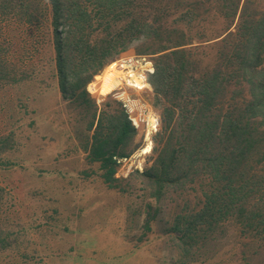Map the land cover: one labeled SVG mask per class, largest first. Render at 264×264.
I'll list each match as a JSON object with an SVG mask.
<instances>
[{"label": "rangeland", "instance_id": "obj_1", "mask_svg": "<svg viewBox=\"0 0 264 264\" xmlns=\"http://www.w3.org/2000/svg\"><path fill=\"white\" fill-rule=\"evenodd\" d=\"M262 11L264 0H240L231 31L242 12L251 19ZM30 14L33 22L27 20ZM52 18L47 0L0 2V264H264V228L249 226V220L235 212L199 243L197 251L184 255L177 250L167 230L179 214L201 207L204 196L196 180L155 197L156 187L141 176L156 164L163 145L181 133L174 123L163 128L165 103L149 83L155 71L151 46L143 38L118 41L123 52L85 86L89 97L64 98L55 66ZM226 25L216 16L201 28L211 37ZM217 51L222 50L199 53L202 66L213 65ZM120 59L132 60L131 69L139 72L146 59L154 71L144 84H137L140 88H132L122 78L125 72L113 65L116 87L101 94V77ZM90 84L94 91L89 92ZM236 89L239 94L230 92L228 98L247 97L249 85L231 91ZM96 110L123 111L136 129L122 150L125 155L117 158L116 184L103 179L99 163L88 153L93 130L87 127L94 122L96 126ZM247 120L258 138L261 118ZM149 132L152 148L145 154ZM259 152L254 155H264V148ZM259 159L254 156L253 163ZM261 203L248 199L246 208L254 214Z\"/></svg>", "mask_w": 264, "mask_h": 264}, {"label": "trees", "instance_id": "obj_2", "mask_svg": "<svg viewBox=\"0 0 264 264\" xmlns=\"http://www.w3.org/2000/svg\"><path fill=\"white\" fill-rule=\"evenodd\" d=\"M47 2L53 14L55 66L64 98L89 97L85 86L123 52L118 41L143 38L151 46L155 71L149 83L165 103L163 128L174 123L181 133L163 145L156 164L141 176L156 187L155 197L196 180L204 196L201 207L179 214L167 230L174 235L177 250L184 255L197 251L231 212L247 218L249 226L264 228V204L254 214L246 208L248 199L257 205L264 201V155H254L264 148V11L251 19L243 18L242 12L231 31L240 0ZM216 16L227 25L221 34L210 37L201 27ZM33 18L27 15L28 22ZM219 47L222 51L216 52L213 65L202 66L199 53ZM244 83L249 85L247 97L228 98L230 92L231 96L240 92L231 91L232 87ZM98 112L92 114L96 126L94 122L87 127L93 133L86 150L91 161L99 163L103 179L116 184L117 158L125 155L122 150L136 129L123 111ZM247 118L251 123L261 118L258 126L263 131L258 128V138ZM256 155L260 159L253 163Z\"/></svg>", "mask_w": 264, "mask_h": 264}, {"label": "bare ground", "instance_id": "obj_3", "mask_svg": "<svg viewBox=\"0 0 264 264\" xmlns=\"http://www.w3.org/2000/svg\"><path fill=\"white\" fill-rule=\"evenodd\" d=\"M112 68H113V65H111V67L107 70V73L104 76L101 77L102 80H101V84H100V87H99V90H100L101 94H108L116 87V83H117L116 79L118 80V76L115 75L117 73L110 72V70H112ZM113 71L116 72L115 70H113ZM125 75H126V73L122 77L123 79H127V77L130 78L129 76H132L133 81L135 83H137L138 85L144 84L143 83L144 82L143 78L139 79L136 75H134L133 72H129L128 75H126V76ZM93 85L90 84L88 86L89 92L95 90V87H93ZM138 85H136V87L140 88V86H138ZM153 126H155V124L152 123V127ZM149 136H150V132L146 134L147 140H149V142H148L147 146L143 150V153H145V154L148 153L150 151V149L152 148V143L150 141Z\"/></svg>", "mask_w": 264, "mask_h": 264}, {"label": "built area", "instance_id": "obj_4", "mask_svg": "<svg viewBox=\"0 0 264 264\" xmlns=\"http://www.w3.org/2000/svg\"><path fill=\"white\" fill-rule=\"evenodd\" d=\"M137 62H139V61H137ZM143 62H144V67L141 68L140 72L138 71V69H135L136 71L132 70L133 69V61L130 59H128V60L120 59V60L114 62L112 65H116V69H118V71H124L126 73V75H128L129 72H133L134 75H136L137 77L138 76L142 77L144 82H145L146 81V75L152 74L154 70H153V65L149 61H147L146 59H143ZM129 77L130 78L127 77L126 83L132 88L133 87L138 88V87H136L137 83H135L133 81L132 76H129ZM125 107H126V105H125Z\"/></svg>", "mask_w": 264, "mask_h": 264}]
</instances>
